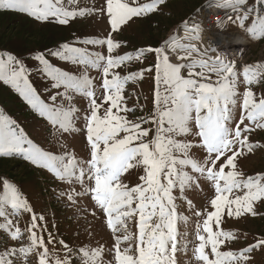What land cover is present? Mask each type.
I'll use <instances>...</instances> for the list:
<instances>
[{"label": "snow or ice", "instance_id": "snow-or-ice-1", "mask_svg": "<svg viewBox=\"0 0 264 264\" xmlns=\"http://www.w3.org/2000/svg\"><path fill=\"white\" fill-rule=\"evenodd\" d=\"M167 2L104 0L99 7H80L79 0H0V10L41 23L63 26L97 14L109 26L102 38L76 41L105 51L63 43L32 57L53 81L51 87L62 89L48 102L31 85L22 60L0 51V81L48 123L62 149L55 154L41 147L0 109V158H20L47 170L70 186L61 195L73 204L77 197H89L91 215L100 213L112 241L73 248L48 231L45 217L14 183L0 178V231L7 237L0 264H182L180 256L189 252L188 264H252L254 252H264V236L233 249L247 234L221 227L228 218L260 215L257 206L264 204V172L248 175L238 167V158L264 147L250 140L256 130H264V59L238 65L218 53L211 42L205 44L200 18L202 8L220 9L224 15L217 16V28L227 20L259 42L264 40V0H209L176 23L158 46L120 54L127 42L116 37L124 28L134 18L163 13ZM149 53L154 56L151 66L121 73L133 63L143 65ZM47 56L78 71L61 69ZM90 69L99 74V83ZM153 71L152 108L145 113L140 97L130 107L125 93L130 83ZM78 98L85 101L83 107ZM66 135L84 138L85 156L68 148ZM133 172L137 182L130 185L125 178ZM201 180L212 195L203 210H194L184 193L202 191ZM177 199L196 218L191 240L187 231H179L178 225L187 228L190 217L177 211ZM25 213L30 219L21 228L18 217Z\"/></svg>", "mask_w": 264, "mask_h": 264}, {"label": "rangeland", "instance_id": "rangeland-1", "mask_svg": "<svg viewBox=\"0 0 264 264\" xmlns=\"http://www.w3.org/2000/svg\"><path fill=\"white\" fill-rule=\"evenodd\" d=\"M207 1L168 0L163 13L150 14L144 18H134V21L130 22L129 26L124 28L120 35L116 37L127 42V47L121 49L120 54L140 47L158 46L159 42L176 23L191 15L196 9L202 8ZM103 3L104 0H79L80 7H91L93 5L99 7ZM203 13L206 12L202 10L201 14ZM212 14H214V11L210 13V20H212ZM200 18L203 19L201 16ZM108 27L105 20L99 18L97 14L76 18L68 25L62 26L57 23L37 22L27 14L0 10V51L10 52L22 60L30 70L28 79L31 85L40 97L48 102L50 95L62 91V89L58 90L51 87L53 81L46 77L41 71L42 66L32 57L37 52L47 53L48 49H55L63 43H71L76 47H86L90 51H105L99 46L84 45L76 43V41L102 38L108 34ZM230 29L235 30L237 27L230 23ZM3 31H6V33L4 34ZM205 32L203 35H207ZM218 41L223 43L222 39ZM263 42L264 40L253 41L255 46L251 48L247 45V57L253 54L250 57L251 60L264 59ZM47 59L61 69L74 73L78 71L77 66H73L68 62L52 56H47ZM153 63L154 56L149 53L143 65L133 63L120 71L124 74L125 72L136 71L141 67H149ZM89 74L97 77V83H99V74L95 69H90ZM154 75V71L146 73L142 81L135 84L130 83L127 86L125 94L131 97L128 100L130 107L137 103L136 97L139 96V103L145 106V113L152 108L155 87ZM77 103L83 107L85 101L78 98ZM0 109H3L15 119L30 138L41 147L55 154L62 151L56 140L51 137L52 129L48 123L40 118L10 85L5 84L3 81H0ZM142 114L139 111L137 112V115ZM64 139L69 149H74L82 157L86 155L82 136L77 135L75 138H71L66 135ZM250 140L264 144V130H256L251 134ZM238 167L248 175L264 172V147L255 150L252 154L238 158ZM0 178H6L14 183L23 196L27 198L34 211L45 217L48 231L65 240L73 248L82 245L96 246L97 242L105 245L111 244V237L102 219L98 218L100 213H97V217L91 215L94 202L87 196L77 197L75 204L68 201L67 197L62 196L61 193L68 191L70 186L55 179L47 170L37 168L20 158H0ZM125 180L130 185L135 184L137 174L133 172L131 175L126 176ZM200 187L202 191L190 190L184 193V196L193 202L194 210H203L207 198L212 195V189L207 182L201 180ZM75 188L76 191L81 190L79 185H75ZM176 203L178 205L177 211L190 217L187 228L183 224L178 225L179 231H187L189 233L188 239L191 240L196 218L192 215V211L188 209V205L184 200L177 199ZM257 210L260 215L256 217L247 216L239 220L228 218L226 223L221 225L224 230L235 231L238 235L247 234V239L241 238L231 245L233 249H239L247 246V244L254 243L253 237L264 236V204H259ZM29 219L27 213L19 216V226L21 228L25 227ZM6 240L7 237L0 231V247L4 246ZM7 243L11 244L12 242L7 241ZM253 255L252 264H264V252L257 250ZM180 259L182 264H188L191 259V252L186 256H180Z\"/></svg>", "mask_w": 264, "mask_h": 264}, {"label": "bare ground", "instance_id": "bare-ground-1", "mask_svg": "<svg viewBox=\"0 0 264 264\" xmlns=\"http://www.w3.org/2000/svg\"><path fill=\"white\" fill-rule=\"evenodd\" d=\"M210 13L206 12L205 13V17H203V19H205V20L210 19ZM212 16H214V15L212 14ZM213 19H214V17H212V20ZM219 39H222V41H223V45L220 46V48H219L220 50H223V51H225V47L228 50H235V49L238 48V46H242L245 43L241 36H236L235 35V36H230V38H225V34L224 33H219ZM220 41L217 40V42H220Z\"/></svg>", "mask_w": 264, "mask_h": 264}, {"label": "built area", "instance_id": "built-area-1", "mask_svg": "<svg viewBox=\"0 0 264 264\" xmlns=\"http://www.w3.org/2000/svg\"><path fill=\"white\" fill-rule=\"evenodd\" d=\"M201 17H205V13H203L202 15H201ZM209 20V19H208Z\"/></svg>", "mask_w": 264, "mask_h": 264}, {"label": "trees", "instance_id": "trees-1", "mask_svg": "<svg viewBox=\"0 0 264 264\" xmlns=\"http://www.w3.org/2000/svg\"><path fill=\"white\" fill-rule=\"evenodd\" d=\"M3 33L5 34V33H6V31H3ZM3 166H4V164H3Z\"/></svg>", "mask_w": 264, "mask_h": 264}]
</instances>
